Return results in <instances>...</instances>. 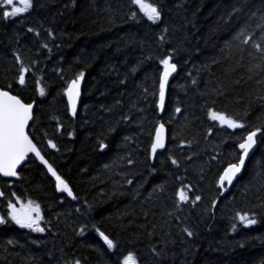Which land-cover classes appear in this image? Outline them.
<instances>
[{
    "label": "trees",
    "instance_id": "obj_1",
    "mask_svg": "<svg viewBox=\"0 0 264 264\" xmlns=\"http://www.w3.org/2000/svg\"><path fill=\"white\" fill-rule=\"evenodd\" d=\"M146 2L159 20L131 0H32L7 19L0 9V88L34 102L28 133L75 197L58 194L33 156L17 179L0 177L1 214L30 200L45 228L0 224V264H121L128 252L138 264H264V136L236 182L224 193L217 183L243 137L264 130V0ZM170 53L177 74L160 113V60ZM16 55L29 69L24 86ZM80 72L71 117L64 91ZM210 108L243 127L220 125ZM159 123L166 146L150 155ZM183 186L190 198L178 203Z\"/></svg>",
    "mask_w": 264,
    "mask_h": 264
},
{
    "label": "snow or ice",
    "instance_id": "obj_2",
    "mask_svg": "<svg viewBox=\"0 0 264 264\" xmlns=\"http://www.w3.org/2000/svg\"><path fill=\"white\" fill-rule=\"evenodd\" d=\"M132 4H135L141 13L147 17L149 21L155 22L161 18V12L153 3H148L146 0H131ZM32 7V0H0V9H3V18L17 17ZM136 13H133L135 16ZM32 31V29H29ZM247 42V40H245ZM46 47V45H45ZM259 49V45H255ZM17 63L19 64L17 82L20 86H24L26 83V73L29 69L26 67L19 55L15 57ZM171 53L160 60V64L163 65V71L159 76V99L157 104L159 107H163L165 101V87L169 76L177 70L176 64L171 62ZM84 76L83 72H80L74 79H72L65 88V95L67 96L68 111L73 115L76 113V105L79 96L81 95L80 86L81 79ZM10 88V86H9ZM37 88L41 96L44 95V89L39 86V81H37ZM33 103H26L19 95H14L10 90L0 88V175L3 177H17L19 175L17 166L21 162L25 161L29 154H34L35 158L38 159L44 166H46L48 173L55 178L56 189L67 193L69 197H73V192L70 189L68 183L57 174L56 170L53 168L45 157L41 154L37 145L33 142L26 128L29 125V121L32 117ZM176 112L181 110L177 108ZM209 116L218 121L222 126H227L228 128L237 129L242 128L243 125L231 116L225 113L216 112L213 109H208ZM164 131L165 125L159 123L155 126V134L152 137L150 145V155L156 154L158 149L165 147L164 143ZM211 131V129L209 130ZM258 133L264 136V130L261 128H255L249 131L245 137L236 145L239 150V154L236 157L235 162L228 163L223 171L218 176L217 183L220 188L223 189L225 183L232 184L234 178L238 173L242 171L245 166L246 158L249 156L250 152L257 145ZM69 136L72 135L71 132L68 133ZM47 144L50 148L55 149L56 144L52 140H48ZM101 149L106 147L105 144L101 143L99 145ZM129 164L132 163L131 160L128 161ZM172 163L176 164L177 161L172 159ZM188 186H183L178 189L175 193L178 203H183L189 200V194L185 189ZM15 195V193H13ZM4 193L0 191V197H3ZM200 196H195V201L200 200ZM19 202V200H18ZM216 201H213L215 204ZM6 217L0 215V224H5L12 222L21 228H27L34 232H44L45 228L41 226V221L43 219L41 214V209L39 204H34L32 201L27 203H20L17 207L11 201H8ZM236 219L240 221L241 224L248 226L256 223L253 214L247 212L236 213ZM235 227V225L233 226ZM184 231H188L184 229ZM103 241L109 249L114 247L113 241L104 233H99ZM191 236L192 233L188 232ZM75 264H80L79 260L75 261ZM121 264H138L135 255L132 252H128L121 261Z\"/></svg>",
    "mask_w": 264,
    "mask_h": 264
},
{
    "label": "water",
    "instance_id": "obj_3",
    "mask_svg": "<svg viewBox=\"0 0 264 264\" xmlns=\"http://www.w3.org/2000/svg\"><path fill=\"white\" fill-rule=\"evenodd\" d=\"M171 62L174 63L172 60H171ZM174 64H175V63H174ZM162 71H163V65H162L161 73H162ZM161 73H160V74H161ZM176 74H177V70H176L174 73H172V74L169 76V78H168V81H167V83H166V87H165V101H166V93H167L168 85H169V83L171 82V80L176 76ZM82 84H83V79H81V86H80V91H81V93H82ZM12 94H13V93H12ZM14 95H15V94H14ZM64 97H65V100H66V103H67V96L65 95V91H64ZM158 99H159V85H158ZM80 100H81V95L79 96V98H78V100H77L76 113H77V109H78V106H79ZM165 101H164V105H163V107H159V111H160V113H162L163 110H164ZM31 103H33V110H34V102H31ZM67 108H68V103H67ZM33 110H32V117H33ZM68 112H69V111H68ZM76 113H75V115H76ZM69 114H70L71 117H75V115H73L71 112H69ZM32 119H33V118H32ZM32 119L29 121V125L31 124ZM29 125H28V127L26 128V131L28 130ZM154 134H155V131H154ZM154 134H153V136H154ZM246 135H247V134H246ZM246 135H245V136H246ZM164 143H165V146H166V129H165V131H164ZM256 147H257V145L254 147V149L250 152L249 156L246 158V163H247L248 159L251 157V155L254 153ZM164 148H165V147H164ZM164 148H162V149H158V150H157V153L163 151ZM38 149H39V148H38ZM41 154H42V153H41ZM153 155H155V154H153ZM29 156H33V157H35L34 154H29ZM27 158H28V157H27ZM27 158H26L25 161L21 162V164L17 166V170H19V168H20V167H21V166L27 161ZM45 159H46V158H45ZM37 161H38V162L44 167V169L46 170V172H47V174L49 175V177L54 181V186H55V190H56V192H57L58 194H64V195H66L69 199H73V197H69V196L67 195V193L62 192V191H58V190L56 189V181H55V178L52 177L50 173H48L46 166H44V165H43L38 159H37ZM246 163H245V166H246ZM245 166L242 168V171H241L240 173H238L237 176L234 178L232 184L229 185V184L225 183L224 188L222 189V193H224V191H225L226 188H230V187L236 182V180L242 175V173H243V171H244V169H245ZM225 167H226V166H225ZM222 171H223V170H222ZM0 177H2V178H8V179H17V178H18V176H17V177H3L2 175H0ZM218 185H219V184H218ZM69 187H70V186H69ZM219 187H220V185H219ZM70 189H71V188H70ZM73 196H74V194H73ZM0 215H2V214H1V211H0Z\"/></svg>",
    "mask_w": 264,
    "mask_h": 264
},
{
    "label": "rangeland",
    "instance_id": "obj_4",
    "mask_svg": "<svg viewBox=\"0 0 264 264\" xmlns=\"http://www.w3.org/2000/svg\"><path fill=\"white\" fill-rule=\"evenodd\" d=\"M28 201H25V202H20V203H27ZM20 203H19V205H16L17 207H19L20 206Z\"/></svg>",
    "mask_w": 264,
    "mask_h": 264
}]
</instances>
